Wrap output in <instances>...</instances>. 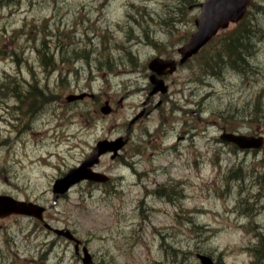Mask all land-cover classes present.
<instances>
[{"label":"rangeland","instance_id":"1","mask_svg":"<svg viewBox=\"0 0 264 264\" xmlns=\"http://www.w3.org/2000/svg\"><path fill=\"white\" fill-rule=\"evenodd\" d=\"M11 1L0 0V195L50 206L46 221L98 264H198L197 253L251 264L264 249V149L219 136L264 134V0L249 9L260 31L243 71L222 48L230 25L167 78V96L149 95L147 64L178 59L205 0ZM141 112L119 157L100 160L109 183H82L52 205L54 181ZM35 223L0 219V264H81Z\"/></svg>","mask_w":264,"mask_h":264},{"label":"water","instance_id":"2","mask_svg":"<svg viewBox=\"0 0 264 264\" xmlns=\"http://www.w3.org/2000/svg\"><path fill=\"white\" fill-rule=\"evenodd\" d=\"M251 0H207L200 5L201 11L195 19L197 30L191 35L188 43H186L179 52L182 60L179 64H183L189 57L197 53L212 37L220 30L227 28L231 23L240 21L247 13ZM176 64L171 60H162L156 58L149 64V69L154 72L150 81L153 84V93L161 91L165 93L166 88L161 80L156 79V75H163L164 71L169 68V73L175 70ZM84 95L69 97L68 101L82 99ZM102 113L108 114L110 109L105 106L101 109ZM221 139L236 144L241 149H259L264 139L262 137L253 138L247 136H236L233 134H224ZM126 144L121 139L108 142L100 141L91 152V155L78 167L71 169L63 178L56 180L53 186L55 194H64L68 189L76 183L87 180L91 182H106L107 178L99 173L91 170L98 163L99 157L107 152H112V159L117 155V151ZM44 208L32 203H25L14 200L8 196H0V218L12 214L26 215L42 220ZM47 229L52 230L57 236L64 237L67 240L75 241L76 248L80 241L75 239L68 229H54L45 224ZM201 264H214L210 257L205 255H197ZM83 264H95L87 248H83Z\"/></svg>","mask_w":264,"mask_h":264},{"label":"trees","instance_id":"3","mask_svg":"<svg viewBox=\"0 0 264 264\" xmlns=\"http://www.w3.org/2000/svg\"><path fill=\"white\" fill-rule=\"evenodd\" d=\"M260 6L261 5L256 6L255 2V10L257 11V15H260L259 11H261L262 15H264V6L258 11ZM250 16L251 14L250 12H248L245 18L232 29V35L222 42V48L223 50H225L224 53L229 56V58L231 59L230 63L232 64L238 63L240 55L241 57L244 56V49H246L248 52L249 50H251L249 49V41L252 39L253 35L256 36L254 31H260V29L257 28V22L255 23L256 19L254 17L251 18ZM252 48H254V45L252 46ZM254 252L256 256L252 264H264L263 246L259 244L258 247H256V249L254 250Z\"/></svg>","mask_w":264,"mask_h":264},{"label":"bare ground","instance_id":"4","mask_svg":"<svg viewBox=\"0 0 264 264\" xmlns=\"http://www.w3.org/2000/svg\"><path fill=\"white\" fill-rule=\"evenodd\" d=\"M255 37L256 36H252V39L249 41V44H253V42H254V39H255ZM261 39H264V33H262V34H260L259 36H257V38H256V42L257 41H260ZM249 49H251V50H249ZM249 52L246 50V49H244L243 51H245L244 53V56L243 57H241V55H240V58H239V61H238V63H236V64H232V63H230V66L233 68V70L234 71H236V72H241V71H243V67H245L248 63H249V59L251 58V56L254 54V52H253V50H254V48H252V46H251V48L249 47ZM243 51H241V52H243ZM175 57V56H174ZM174 57H170L171 59H176V58H174ZM243 58H245V59H243ZM148 68V67H147Z\"/></svg>","mask_w":264,"mask_h":264},{"label":"flooded vegetation","instance_id":"5","mask_svg":"<svg viewBox=\"0 0 264 264\" xmlns=\"http://www.w3.org/2000/svg\"><path fill=\"white\" fill-rule=\"evenodd\" d=\"M168 76H166L165 78H167ZM260 135V134H259ZM262 149H264V146H263V148ZM135 151H136V149H135Z\"/></svg>","mask_w":264,"mask_h":264}]
</instances>
